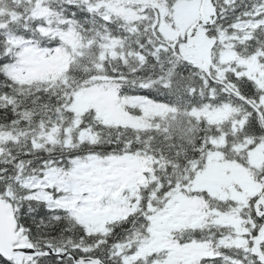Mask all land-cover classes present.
<instances>
[{
  "label": "snow or ice",
  "instance_id": "1",
  "mask_svg": "<svg viewBox=\"0 0 264 264\" xmlns=\"http://www.w3.org/2000/svg\"><path fill=\"white\" fill-rule=\"evenodd\" d=\"M0 264H264V0H0Z\"/></svg>",
  "mask_w": 264,
  "mask_h": 264
}]
</instances>
